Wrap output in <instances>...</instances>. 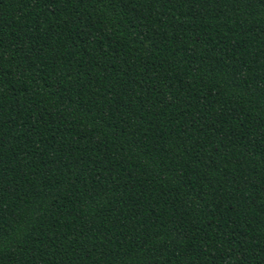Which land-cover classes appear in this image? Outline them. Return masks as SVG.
<instances>
[{"label":"trees","instance_id":"trees-1","mask_svg":"<svg viewBox=\"0 0 264 264\" xmlns=\"http://www.w3.org/2000/svg\"><path fill=\"white\" fill-rule=\"evenodd\" d=\"M0 264H264V0H0Z\"/></svg>","mask_w":264,"mask_h":264}]
</instances>
